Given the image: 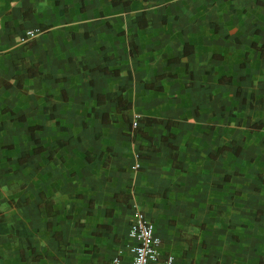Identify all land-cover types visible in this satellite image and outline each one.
<instances>
[{
	"label": "crops",
	"instance_id": "0c3cea01",
	"mask_svg": "<svg viewBox=\"0 0 264 264\" xmlns=\"http://www.w3.org/2000/svg\"><path fill=\"white\" fill-rule=\"evenodd\" d=\"M136 208L264 264V0H0V264H132Z\"/></svg>",
	"mask_w": 264,
	"mask_h": 264
},
{
	"label": "built area",
	"instance_id": "2783aa9c",
	"mask_svg": "<svg viewBox=\"0 0 264 264\" xmlns=\"http://www.w3.org/2000/svg\"><path fill=\"white\" fill-rule=\"evenodd\" d=\"M41 33L39 29H29L26 32L27 38L36 37ZM137 125V122H134ZM130 237L137 241L131 247L133 255L132 264H173L174 257L171 254L161 255L162 239L156 234L155 225L145 212L140 209L135 210V217L131 224ZM118 258L114 259L115 264H119Z\"/></svg>",
	"mask_w": 264,
	"mask_h": 264
},
{
	"label": "trees",
	"instance_id": "16d2710c",
	"mask_svg": "<svg viewBox=\"0 0 264 264\" xmlns=\"http://www.w3.org/2000/svg\"><path fill=\"white\" fill-rule=\"evenodd\" d=\"M19 61H20V60L17 59V58L14 59V62H15V64H16V66H18ZM33 65H34V64H33ZM29 72L32 73V69H31V68H29ZM7 85L10 86L11 84L8 83ZM20 85H21V83L19 82V86H20ZM255 127H256V128H261V127H262V124H259V125L255 126ZM165 141H166V140H165ZM169 144H170V143H169ZM170 145H171V144H170ZM173 148L176 149V147H174V146H173ZM38 150H39V149H37V151H38ZM223 150H224V148H223ZM175 156H176V154H175ZM25 157H27V155H26ZM21 159H22V158H21ZM8 207H9V205L6 206V208H8Z\"/></svg>",
	"mask_w": 264,
	"mask_h": 264
}]
</instances>
